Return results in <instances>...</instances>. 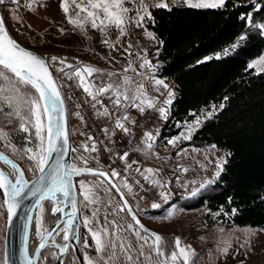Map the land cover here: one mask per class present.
I'll use <instances>...</instances> for the list:
<instances>
[{
  "label": "rangeland",
  "instance_id": "obj_1",
  "mask_svg": "<svg viewBox=\"0 0 264 264\" xmlns=\"http://www.w3.org/2000/svg\"><path fill=\"white\" fill-rule=\"evenodd\" d=\"M62 2L4 0L0 3V13L7 30L16 41L48 57L51 62V70L66 100L74 149L81 150L87 138H92L90 146L95 148L91 152L93 165L110 174L118 173L113 178L132 213L140 221L159 234L178 237L181 247L190 246L188 264H264V229L215 223L217 213L212 214L209 222L203 216L206 211L204 208L186 211L173 203L212 184L226 163L228 153L214 145L198 148L180 146L220 106L212 105L201 110L193 120L182 124L178 135L165 143L160 138L177 89L171 78L156 76L160 63V43L148 35L151 33L154 36L146 26L149 17L143 8L146 6L150 12L159 8L156 5L161 0H124L123 6L128 12L123 33L111 25L103 31L100 27H92L85 19L86 12H79L82 27L70 22L69 16L79 10L69 0V12L66 14ZM163 2L169 7L188 6L185 0ZM140 15H144V19L137 26ZM262 30L264 35V28ZM53 57L57 59L53 61ZM60 60H64V64L59 63ZM261 61H264V51L251 61L249 67L255 72L264 71ZM86 67L98 70L91 76L84 74V80L95 98L84 90L80 77L75 74ZM61 68L63 71H60ZM7 75L12 76L10 73ZM157 81L163 83L158 84ZM109 85L111 88H108ZM0 87L4 88L0 92V109L6 110L9 118L5 126L0 125V148L21 163L25 174L33 178L39 168L37 161L31 157L41 152V140L36 135L31 101L41 104V120L45 125L43 106L46 103L44 100L42 103L37 93L31 92L27 85L20 84L14 77ZM102 88L108 90L97 91ZM18 95L21 100L17 105ZM161 109L167 113L166 116ZM197 120L199 123H196ZM118 124H123L127 131L118 127ZM6 126L13 127L8 130ZM25 127L28 128L27 132L24 131ZM91 128L93 136H88ZM12 131L25 134L23 146L13 143ZM149 134L153 138L151 141L147 139ZM43 135V147L46 150V128ZM124 147L128 149L123 151ZM126 153V158L122 159ZM134 154L139 156V161L132 159ZM149 169L152 171L149 172ZM118 170H122V173ZM75 185L79 227L93 241V254L82 249L92 248L91 245L83 242L79 246L77 242L83 264H89L90 261L92 264H160L152 247L153 239L134 226L120 199L101 178L76 176ZM82 185L89 190L87 193ZM86 195L89 199H85ZM167 203L171 204L165 207ZM154 204L159 207H153ZM154 211H163L164 215L157 216ZM58 219L52 217L45 204L40 205L35 215L38 232L51 229ZM4 226L5 211L0 200V264H3ZM67 228L68 225L61 227L54 239L61 249ZM94 233L102 242V251L98 249ZM52 250H56V253ZM174 250L160 255L163 262L173 264L170 252ZM70 252L74 253L70 256V264H75L74 261L79 263L74 250ZM57 253L55 247H44L37 264H56ZM175 264H183V260L178 257Z\"/></svg>",
  "mask_w": 264,
  "mask_h": 264
},
{
  "label": "trees",
  "instance_id": "obj_2",
  "mask_svg": "<svg viewBox=\"0 0 264 264\" xmlns=\"http://www.w3.org/2000/svg\"><path fill=\"white\" fill-rule=\"evenodd\" d=\"M150 13L146 26L160 43L156 76L171 78L177 89L160 138L165 143L201 110L220 106L180 146L214 145L228 153L212 184L173 203L186 211L204 208L207 220L217 213L215 223L221 225L264 229V71L249 67L264 51V0H225L223 7L215 8L172 5L154 8ZM27 88L36 93L29 85ZM3 111L0 109L1 126L9 119L8 112ZM10 134L13 143L24 145L23 132ZM79 155L74 149L73 161ZM0 200L5 211L1 189ZM43 204L52 217L59 218L58 206L50 201ZM153 213L164 215L163 211ZM158 235L166 238L162 244L169 245L165 254L175 249V238ZM83 242L92 248L82 249L93 254L92 238L80 226L78 245ZM70 251L63 264H70L74 254Z\"/></svg>",
  "mask_w": 264,
  "mask_h": 264
},
{
  "label": "water",
  "instance_id": "obj_3",
  "mask_svg": "<svg viewBox=\"0 0 264 264\" xmlns=\"http://www.w3.org/2000/svg\"><path fill=\"white\" fill-rule=\"evenodd\" d=\"M0 18H2L1 13H0ZM2 22H3V27L7 30L3 19ZM7 32L8 35L13 40H15L8 30ZM15 42L21 48L35 54L38 57L43 58L45 62L48 64L47 59L43 55L25 47L16 40ZM49 71L51 72L52 79L55 81L56 87L60 93V99L56 102L54 110L52 108V105L48 104V102L46 101L49 108V113L46 114V125L49 122L48 116L51 115V122L53 129L55 130L57 126L63 127L66 133V140L62 139L59 141H54L53 143L54 151L49 153L51 158L48 160L47 165L45 166V170L43 172L39 170L36 176H34L31 179H28L26 177L23 168L13 157H11L2 149H0V161L8 165H13L18 173V177L15 180L14 185L10 190L5 191L3 188H0L4 198V209H5V226H4V236H3V264H37L38 256L40 252L44 249V247H55L58 250V253L55 254L56 264H62V259L68 253L70 248L74 250L79 263L83 264V261L81 259L80 253L77 248L80 219H79L78 194L75 185L76 176L84 175V176H95L101 178L120 199L123 208L125 209L127 215L129 216L130 220L133 222V224L136 226L137 229L147 234L152 239H153L152 233L158 234V232L146 226L132 213L122 190L107 171L101 169L87 168L85 166L78 168L74 167L73 159H72L74 146L72 144L70 137L69 115H68L66 100L63 96L62 90L57 80L53 75L50 66H49ZM33 89L39 96V93L36 91V89L35 88ZM41 101L43 103V100ZM46 145L48 147L47 131H46ZM74 169L80 171L77 172L74 171ZM89 169L92 171L91 172L87 171ZM100 173H105L106 175H100ZM61 186L65 188L67 195H65L62 192L54 193L52 191V189L59 188ZM16 188L21 189V195L15 197L17 206L15 209L16 214L13 216L9 213L8 210V201H9L8 194L13 193ZM45 201H50L55 206L59 207L60 209L59 219L52 226H54L57 223H63L62 227L68 225L67 232L65 234V236H67L68 239L64 238V242L63 244H61V246L63 247L62 249L59 248L60 245L57 243H55V246H49L47 244L40 243V245L36 250L34 261L30 262V259L28 257V232L31 225V221L33 217H35L36 215V210ZM66 207L69 208V217L66 219V221H64L65 219L62 218V211ZM136 221H139V224H137ZM141 225L143 227H141ZM41 245H43V247ZM155 254L160 264H167L163 262V260L160 258V255H158L156 252Z\"/></svg>",
  "mask_w": 264,
  "mask_h": 264
},
{
  "label": "snow or ice",
  "instance_id": "obj_4",
  "mask_svg": "<svg viewBox=\"0 0 264 264\" xmlns=\"http://www.w3.org/2000/svg\"><path fill=\"white\" fill-rule=\"evenodd\" d=\"M4 0H0V3H3ZM124 0H80L77 3V0H71V3L75 6L76 9L79 11L74 12L72 16H69L70 22L77 24L78 26L82 27L83 25L80 24L79 20V12H86V17L92 27H100V30L103 31L108 26H115L123 33L124 32V24L125 19L127 17L128 9L123 6ZM188 6L194 8H215V7H223L225 4V0H215V2H206V0H185ZM69 0H63L62 2V9L67 14L69 12L68 7ZM84 5V7H81ZM157 7L161 8H168V4L164 3L161 0L160 3L156 5ZM170 10V9H169ZM144 13L151 18V13L147 11V7L143 8ZM144 15H140L137 21V26L139 23L143 21ZM97 20H99V25H97ZM150 38H155L151 33H148ZM107 43V41H105ZM57 58L53 57L52 60L55 61ZM59 63L64 64V60H60ZM146 64H150L149 61H145ZM261 65H264V61L260 62ZM63 71V68L60 69ZM98 71L97 69L86 67L83 71H77L75 74L80 77L82 85H84V90L89 92L90 95L94 94L91 91V88L86 84L84 80V74L86 73L87 76H91L93 72ZM8 73L12 74V76L7 75ZM12 77L16 78L20 84L30 85L32 88H35L36 91L39 93L40 99L45 100L48 104L52 105L53 110L55 109L56 102L60 99V93L56 87L55 81L52 79L51 72L49 71V66L45 62V60L41 57L36 56L35 54L21 48L15 40H13L9 35L7 30L3 27L2 18H0V85H5L6 83L10 82ZM158 84H162V81H157ZM165 87H167L165 85ZM111 88V85L108 86ZM108 89H98L97 91L103 92L107 91ZM4 88L0 87V92H3ZM18 91V90H17ZM127 98V97H126ZM21 97L17 96V105L19 104ZM117 103L119 101L117 100ZM170 103V101H169ZM31 104L34 106V116H35V125L36 128V135L41 140V152L37 153L35 156L31 157L37 161V167L41 172L45 170V166L47 165L48 160L51 158L49 153L54 151L53 143L54 141L59 140H66V133L61 126H57L55 130L53 129L52 122H51V115L48 116V124L45 125L41 120V104L37 101H31ZM48 104L43 106V113H49ZM161 112L166 116L167 113L161 109ZM199 123V120L196 121ZM118 127L122 128L124 131L127 129L124 127L123 124H118ZM47 131V140H48V147L45 150L43 147V143L45 140V136L43 135L44 131ZM24 131L27 132L28 128L25 127ZM149 141L153 138L149 134L147 137ZM179 139V138H178ZM169 143H175V141H169ZM151 147V144L148 145ZM87 150V146H85ZM95 151V148L92 149ZM127 154H125L126 158ZM74 171L79 172L80 170L74 169ZM91 172L92 170H87ZM149 172L152 170L149 169ZM218 174V173H217ZM100 175H106L105 173H100ZM118 173L113 172L112 176H117ZM156 183H159L156 181ZM10 181H8L7 177L0 172V188L7 189L9 187ZM82 187H85L82 185ZM127 187V185H125ZM52 191L55 192H62L67 195L65 188L63 186L59 188H54ZM89 190L85 187V192L87 193ZM196 193H193L195 195ZM9 201H8V210L11 215H15L16 209V201L15 197L21 195V189L16 188L13 193H9ZM85 199H89V196L86 195ZM126 203V202H125ZM153 207H159L158 204H154ZM60 211V209H57ZM130 211V209H129ZM235 211V210H233ZM139 224V221H136ZM141 227H143L141 225ZM97 239V245L99 250H103L102 242L100 241L99 237L94 233ZM153 237V250L158 255H163L164 249L169 247L168 244H162L166 238H162L160 235L156 233H152ZM65 239H68L65 236ZM43 247V245H41ZM174 248L176 250L170 252V260L175 264L178 257L183 260V264H188L189 256L191 254L190 246L181 247V241L177 237L174 240ZM89 264H92L90 261Z\"/></svg>",
  "mask_w": 264,
  "mask_h": 264
},
{
  "label": "bare ground",
  "instance_id": "obj_5",
  "mask_svg": "<svg viewBox=\"0 0 264 264\" xmlns=\"http://www.w3.org/2000/svg\"><path fill=\"white\" fill-rule=\"evenodd\" d=\"M0 172H2L7 177L8 181H10L9 187L7 189L3 188L5 191H8L13 187L14 182L18 177L17 170L13 165H8L0 161ZM68 217H69V208L66 207L62 211V218H64L65 219L64 221H66ZM62 225L63 223H57L54 226H52L51 229L39 233L36 225L35 217H33L28 232V257L30 259V262L34 261L35 253L40 243H44L49 246H55L54 239L55 236L58 234L59 230L61 229Z\"/></svg>",
  "mask_w": 264,
  "mask_h": 264
},
{
  "label": "built area",
  "instance_id": "obj_6",
  "mask_svg": "<svg viewBox=\"0 0 264 264\" xmlns=\"http://www.w3.org/2000/svg\"><path fill=\"white\" fill-rule=\"evenodd\" d=\"M64 96V95H63ZM92 128L89 130V132H88V136H93V133H92ZM96 136H97V134H96ZM92 138H87V141H85L84 142V144H83V146H82V149L81 150H79L78 149V151L80 152V155H79V157H78V159L77 160H74L73 161V164H74V167L75 168H78V167H83V166H85V167H87V168H93V169H101V170H105V169H102V168H100V167H95L94 165H93V163H92V157H91V152H92V147L90 146V142H92V141H90ZM85 146H87V150L85 149ZM128 148H130V146H128ZM127 147H124L122 150L123 151H125V150H127L128 149ZM127 154V153H126ZM132 159L134 160V161H139V156L138 155H136V154H134V155H132ZM105 171H107V170H105ZM109 174H110V172L109 171H107ZM118 172L119 173H122V170H118ZM111 176H112V174H110ZM112 178H113V176H112ZM114 179V178H113Z\"/></svg>",
  "mask_w": 264,
  "mask_h": 264
},
{
  "label": "crops",
  "instance_id": "obj_7",
  "mask_svg": "<svg viewBox=\"0 0 264 264\" xmlns=\"http://www.w3.org/2000/svg\"><path fill=\"white\" fill-rule=\"evenodd\" d=\"M190 7V6H189ZM203 8V7H202Z\"/></svg>",
  "mask_w": 264,
  "mask_h": 264
},
{
  "label": "flooded vegetation",
  "instance_id": "obj_8",
  "mask_svg": "<svg viewBox=\"0 0 264 264\" xmlns=\"http://www.w3.org/2000/svg\"><path fill=\"white\" fill-rule=\"evenodd\" d=\"M147 235V234H146Z\"/></svg>",
  "mask_w": 264,
  "mask_h": 264
}]
</instances>
